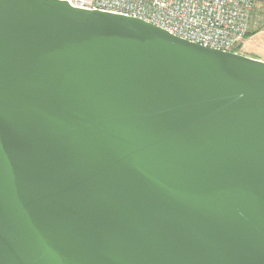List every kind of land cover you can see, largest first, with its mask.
<instances>
[{"label":"water","instance_id":"water-1","mask_svg":"<svg viewBox=\"0 0 264 264\" xmlns=\"http://www.w3.org/2000/svg\"><path fill=\"white\" fill-rule=\"evenodd\" d=\"M0 264H264V61L0 0Z\"/></svg>","mask_w":264,"mask_h":264},{"label":"built area","instance_id":"built-area-1","mask_svg":"<svg viewBox=\"0 0 264 264\" xmlns=\"http://www.w3.org/2000/svg\"><path fill=\"white\" fill-rule=\"evenodd\" d=\"M71 6L139 18L179 38L227 51L264 26L255 0H66Z\"/></svg>","mask_w":264,"mask_h":264},{"label":"crops","instance_id":"crops-1","mask_svg":"<svg viewBox=\"0 0 264 264\" xmlns=\"http://www.w3.org/2000/svg\"><path fill=\"white\" fill-rule=\"evenodd\" d=\"M264 28L260 29V30H257V31H251L253 33H251L248 37H246L243 41V43L245 41L248 42V45H249V49H251L252 47H254L253 49L249 50V55L247 56H250V57H253V58H257V59H260V60H263L264 61V49L262 50L261 49H258L257 45L255 44H258L257 42L262 40L263 37H264ZM257 47V49H256ZM245 55V54H244Z\"/></svg>","mask_w":264,"mask_h":264},{"label":"rangeland","instance_id":"rangeland-1","mask_svg":"<svg viewBox=\"0 0 264 264\" xmlns=\"http://www.w3.org/2000/svg\"><path fill=\"white\" fill-rule=\"evenodd\" d=\"M255 1L257 3V8L259 9L260 13L264 16V0H255ZM262 28H264V26H261L260 27V29H262ZM257 43L258 44H255V45H257L258 49H261L262 48V50H263L264 49V37H263L262 40L258 41ZM254 47H252L251 49H253ZM257 47H256V49H257ZM249 48L250 47L248 45V42L245 41L244 43L242 42L240 45H238L234 50L236 52H239V53H242V54H245V55H249L248 52H249V50H251Z\"/></svg>","mask_w":264,"mask_h":264},{"label":"trees","instance_id":"trees-1","mask_svg":"<svg viewBox=\"0 0 264 264\" xmlns=\"http://www.w3.org/2000/svg\"><path fill=\"white\" fill-rule=\"evenodd\" d=\"M251 33H253V32H248V33L246 34V37H248ZM246 37H245V38H246Z\"/></svg>","mask_w":264,"mask_h":264}]
</instances>
